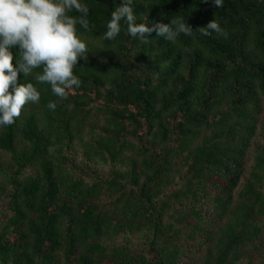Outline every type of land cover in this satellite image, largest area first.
Segmentation results:
<instances>
[{
	"label": "trees",
	"instance_id": "trees-1",
	"mask_svg": "<svg viewBox=\"0 0 264 264\" xmlns=\"http://www.w3.org/2000/svg\"><path fill=\"white\" fill-rule=\"evenodd\" d=\"M81 2L80 86L18 72L40 99L0 126V264H264V0H133L193 30L147 44L104 39L122 0Z\"/></svg>",
	"mask_w": 264,
	"mask_h": 264
},
{
	"label": "clouds",
	"instance_id": "clouds-1",
	"mask_svg": "<svg viewBox=\"0 0 264 264\" xmlns=\"http://www.w3.org/2000/svg\"><path fill=\"white\" fill-rule=\"evenodd\" d=\"M214 4L220 8L223 0H214ZM72 12L77 15H70ZM89 13V6L81 0H0V126H10L26 104L39 102L40 93L32 83L17 84L18 72L26 77L42 69L36 81L49 84L61 99H67L74 87L80 86L74 68L81 59H87L88 49L77 34V24L88 30ZM121 22L127 26L128 34L142 44L150 43L148 38L153 32L171 42L180 34L193 32L182 18L151 26L137 23L133 0H122L111 12L104 39L114 40L121 32ZM198 30L203 35L214 31L226 36L215 19ZM13 49L19 54L18 66L13 64ZM47 107L55 110L56 103L49 102Z\"/></svg>",
	"mask_w": 264,
	"mask_h": 264
},
{
	"label": "rangeland",
	"instance_id": "rangeland-1",
	"mask_svg": "<svg viewBox=\"0 0 264 264\" xmlns=\"http://www.w3.org/2000/svg\"><path fill=\"white\" fill-rule=\"evenodd\" d=\"M75 158L77 159V162H78V165L80 167L84 166L86 163L82 162L84 161L82 156L80 154H77L75 156ZM126 242L127 245L130 247V249L136 254V253H140L144 250L145 248V243L139 239L138 237H131V238H128L127 240L125 239H120V240H117L115 242L116 245H120V243H124ZM256 264H263V263H256Z\"/></svg>",
	"mask_w": 264,
	"mask_h": 264
}]
</instances>
